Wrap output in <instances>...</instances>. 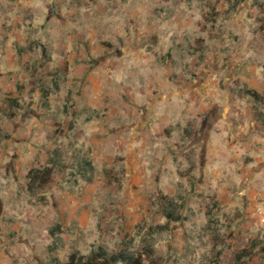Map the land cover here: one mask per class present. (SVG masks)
<instances>
[{
  "label": "rangeland",
  "instance_id": "rangeland-1",
  "mask_svg": "<svg viewBox=\"0 0 264 264\" xmlns=\"http://www.w3.org/2000/svg\"><path fill=\"white\" fill-rule=\"evenodd\" d=\"M236 1L0 0V264L138 247L178 194L162 264H264V126L243 94H264V0ZM54 149L33 196L26 175Z\"/></svg>",
  "mask_w": 264,
  "mask_h": 264
},
{
  "label": "trees",
  "instance_id": "trees-1",
  "mask_svg": "<svg viewBox=\"0 0 264 264\" xmlns=\"http://www.w3.org/2000/svg\"><path fill=\"white\" fill-rule=\"evenodd\" d=\"M241 0H237L234 4L229 6V10H234L237 4ZM255 5L261 6L257 0L254 1ZM261 28L263 31L264 39V20L261 22ZM22 49H19L21 52ZM43 57L45 51H42ZM203 55L199 56L202 59ZM41 98L43 100V106H47L48 91L44 88L40 89ZM249 97L252 104L253 117L256 121L260 122L264 126V111L262 106L264 105V94H259L252 89H246L243 93ZM11 109L18 107L17 101L13 99L9 105ZM187 137L192 135L193 127L189 125L185 129ZM61 153L59 149H54L49 154V165L42 169H31L26 175V190L31 195H37L40 191L51 188L54 184V168L62 164ZM79 170L86 182H91V174L93 167L90 161L83 159L78 164ZM187 172H191L190 175V188L194 185L195 172L194 167H189ZM88 174V175H87ZM86 176V177H85ZM105 178L114 182L118 187L121 186L122 181L111 171L105 172ZM43 198V197H41ZM182 200L181 194L177 197L169 198L168 196H161L158 200V210L165 222L160 224H148L145 221L139 223L135 227L136 236H142L138 247L134 246V237L130 235L121 236L120 248L117 251H108L103 246L99 245L92 249L88 255H81L78 251L72 252L66 262L57 264H162L163 258L157 253L155 249V243L159 235L167 232L169 226L172 223H176L181 219L180 209L182 203L178 202ZM57 228V227H55ZM55 228L50 229L49 234L52 238V243L48 246L49 252H56L58 244L56 240H59L55 236ZM54 260V259H53Z\"/></svg>",
  "mask_w": 264,
  "mask_h": 264
}]
</instances>
